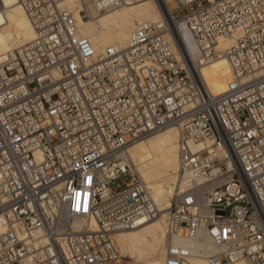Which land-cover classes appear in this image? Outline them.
Here are the masks:
<instances>
[{
  "label": "built area",
  "instance_id": "obj_1",
  "mask_svg": "<svg viewBox=\"0 0 264 264\" xmlns=\"http://www.w3.org/2000/svg\"><path fill=\"white\" fill-rule=\"evenodd\" d=\"M62 1L18 0L36 36L0 56V264L119 261L114 235L159 214L127 148L179 124L168 236L208 233L212 264H264V0L162 2L99 55ZM221 37L236 43L219 52ZM220 57L237 86L215 95L202 66ZM190 257L170 245L164 264Z\"/></svg>",
  "mask_w": 264,
  "mask_h": 264
},
{
  "label": "bare ground",
  "instance_id": "obj_2",
  "mask_svg": "<svg viewBox=\"0 0 264 264\" xmlns=\"http://www.w3.org/2000/svg\"><path fill=\"white\" fill-rule=\"evenodd\" d=\"M162 2L170 10H175L174 0H134L106 9L96 0H63L61 7L74 16L79 36L88 39L95 54L99 55L108 48L124 50L139 25L158 22L162 17ZM182 35L190 53L197 56L185 26L182 27ZM35 36L34 27L18 0H0V56L25 47ZM235 43V37H221L217 50L224 52ZM202 74L215 95L237 86L225 57L205 63ZM183 128V124L161 128L134 141L127 148L134 173L150 192L159 214L154 219L141 221L134 228L114 235V243L123 256L134 257L145 264H164L167 248L173 245L190 251L187 264H212V257L222 251L208 233H199L194 238L183 233L168 236V214L180 165L179 143ZM91 226V232H96L94 220ZM3 233L4 228L0 226V234ZM234 264L246 263L239 261Z\"/></svg>",
  "mask_w": 264,
  "mask_h": 264
},
{
  "label": "rangeland",
  "instance_id": "obj_3",
  "mask_svg": "<svg viewBox=\"0 0 264 264\" xmlns=\"http://www.w3.org/2000/svg\"><path fill=\"white\" fill-rule=\"evenodd\" d=\"M118 251H119V249H118ZM119 254L121 256V259L118 262H115V261L114 262H106L104 264H145L143 261L138 262L134 257L123 256L120 251H119Z\"/></svg>",
  "mask_w": 264,
  "mask_h": 264
}]
</instances>
